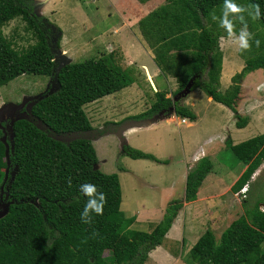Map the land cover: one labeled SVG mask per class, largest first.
Listing matches in <instances>:
<instances>
[{
    "label": "trees",
    "instance_id": "trees-1",
    "mask_svg": "<svg viewBox=\"0 0 264 264\" xmlns=\"http://www.w3.org/2000/svg\"><path fill=\"white\" fill-rule=\"evenodd\" d=\"M137 1L143 4L149 0ZM33 2L0 0V87L25 75L50 77L56 67L48 31L44 30L48 21L35 14ZM223 2L167 0L138 22L152 50L154 65L161 75L174 79L176 89L170 98L166 90L156 91L149 109L130 119L139 122L162 115L196 122L197 115L189 107L172 100L194 78L191 92L201 89L213 102L231 111L237 129L247 126L249 118L238 114L236 106L242 80L255 70H264V0H235L242 6L260 5V19L254 21L244 14L248 30L260 41V46L246 52L239 50L244 67L231 78V86L221 92L219 39L227 34L218 21H212L211 15L220 16ZM15 19H21L25 32L34 37L32 45L17 49L4 35L3 28ZM238 26H241L239 22L237 32ZM55 80L58 89L35 101L30 108L33 119L54 135L91 131L83 106L133 83L130 74L110 54L67 63L55 74ZM224 145L237 159L248 162L230 188L238 193L247 185L241 202L242 215L218 239L209 229L203 232L183 255L184 262L264 264V211L261 210L264 198L253 202L248 193L249 181L264 162V133L238 144L228 137ZM66 151L73 161L71 167L63 161L59 165L47 164L16 155H9L6 161L0 143V202L7 204L5 215L0 217V264H144L148 254L163 243L183 205L196 200L198 189L212 171L209 158H200L186 174L183 197L169 202L170 218L165 217L147 233L129 230L135 218H127L120 211L118 176L92 171L98 159L91 141L74 139ZM122 155L133 160L168 163L128 145L122 146ZM123 170L121 167L120 171ZM84 183L96 185L107 198L103 215L94 216L92 224H84L80 219L87 200L79 191Z\"/></svg>",
    "mask_w": 264,
    "mask_h": 264
},
{
    "label": "rangeland",
    "instance_id": "rangeland-1",
    "mask_svg": "<svg viewBox=\"0 0 264 264\" xmlns=\"http://www.w3.org/2000/svg\"><path fill=\"white\" fill-rule=\"evenodd\" d=\"M165 2L167 0H150L142 5L137 0H34L35 14L48 21L44 24V30L48 31V44L56 67L50 77L25 75L0 87V143L4 147V158L8 161L9 155H16L57 165L63 161L67 167H71L73 161L66 151L68 143L77 138L90 140L98 159V163L91 169L96 173L118 176L121 188L120 211L129 218L134 217L132 213L136 214L141 208L139 206L146 203L144 208L148 209L160 200V189L152 185L161 180V177L165 179L169 174L175 175L176 171L182 170L185 153L201 145L204 150H208L212 163V171L204 179L210 186L207 190L218 196L223 195L221 200H235V204H230L233 206L230 214L232 219H237L242 215V201L238 202L234 194L242 195L243 200L245 193H233L230 188L248 162L243 163L233 156L225 148L224 141L229 137L233 143L238 144L264 133V98L258 94L251 96L252 91L249 89L253 82L263 79L262 76L254 74L253 78H247L244 89L239 94L241 98L237 112L241 116H246L249 102L257 104L252 123L244 129L234 126L236 120L232 113L225 124L229 132L222 128L221 122L224 123L225 117L218 115L216 111L220 104L209 102L208 96L199 88L178 100L197 115L192 127H186L175 117L167 120L162 115L139 123L129 118L148 110L155 100L156 91L166 90L171 93L174 91L173 87H176L167 81V76L154 77L155 83L149 80L147 68L152 71L155 66L152 60L148 62L149 59L143 56L142 52L147 51V47L142 48L146 44L137 29V22L141 18ZM3 33L17 49L26 48L35 42L34 37L25 32V24L21 19L8 23L3 28ZM224 43L223 48H234L235 52L239 50L231 43L227 46ZM109 54L113 55L123 71L130 74L133 83L119 92L83 106L92 126L91 131L57 136L33 119L30 114L32 104L57 90L55 74L63 65ZM233 55L234 61L229 62L232 65L228 67L230 72L234 70L237 73L244 66V59L235 53ZM260 73L264 75V70ZM230 86L231 79L228 88ZM171 96L167 94L168 98ZM162 119L164 120L160 121ZM150 124L152 125L148 126ZM190 141L194 142L193 145H185L186 149L182 147V144ZM205 141L210 142L203 146ZM124 145L152 154L160 160H167L168 163L156 164L149 160L130 159L122 155ZM121 167L123 171H120ZM253 176L255 179L251 178L248 183V193L255 202L264 198V164L259 166ZM6 208L7 204L0 202V217L5 215ZM261 209H264L263 205ZM163 210L159 222L165 217L170 218L172 206L168 203ZM144 215L147 220L152 213L146 211ZM217 219L212 231L216 239L231 224V220L225 221V216L217 215ZM129 230H139V227L130 226Z\"/></svg>",
    "mask_w": 264,
    "mask_h": 264
},
{
    "label": "crops",
    "instance_id": "crops-1",
    "mask_svg": "<svg viewBox=\"0 0 264 264\" xmlns=\"http://www.w3.org/2000/svg\"><path fill=\"white\" fill-rule=\"evenodd\" d=\"M147 2L143 4L140 2L139 3L142 5H145ZM165 3H163L162 5H164ZM154 10H152L151 12H153ZM150 13H148L145 16H148ZM137 29L140 32V35L142 36L146 44L145 47H142V48L147 47V51L143 50L142 52L144 54L143 56H146L149 59L148 62H150V60L153 59L152 50L150 49L148 43L144 39L139 27H137ZM223 37H225L224 40H221V38L219 39V48L222 53V65H221V71H220V77H219V90L221 92H224L228 88L231 77H233L236 74L234 70L230 72L231 70H230V67L228 66L232 64H229V62L234 61V55H233L234 53L239 55V50L235 52L234 48L229 49L228 47L227 49V47L225 48L222 47L224 42H225L224 43L225 46H227V44L230 43L226 40V36H223ZM228 52H230L231 54L229 55ZM231 55H233V58L231 57ZM243 67L244 66H241V69ZM147 69H148L147 73H148L149 80L152 81L153 83H155L153 79L154 77H157V78H159L160 76L164 77L163 75L159 73V70L156 68V66H155V69H152V71H150L149 68ZM261 71L262 69L255 70L254 72L249 73L242 80V84L240 85V89H241L240 93L244 89L245 80L247 78H251V77L253 78L255 76L254 74H256V75L262 76L263 79H260L257 82H253V84L250 85L249 89L251 88L250 90L252 91L250 92V94L253 97H255L258 94L261 96V98H264V75L260 73ZM167 77L169 78L167 79V81L172 83L174 86H176L174 79L171 76H167ZM175 89L176 87H173L172 90H175ZM257 89H259V91H257ZM168 94H171V93L168 92ZM250 94H249V98H250ZM240 98L241 96L239 97L237 105H240ZM207 100L209 102H213L211 98L209 97H207ZM248 105H249L248 111H246L245 113L246 116L249 118V122L247 126H249L250 123H252V120L254 119V115L256 114L257 104H252L251 102H249ZM219 106L220 107L216 108V111H218V115L225 117L224 123L221 122V127L225 128V130L229 132V129L227 126H225V124L228 118L232 116L231 111L221 105ZM238 107L239 106H237L236 109ZM174 117L175 116H171L169 118H164V119L171 120ZM175 118L179 119L180 123L184 124L186 127H192V125L194 126L195 124V122H189L188 120L183 121L178 117H175ZM164 119L160 121H163ZM151 125L152 124L148 126H151ZM209 142L210 141H205L202 145L206 146L207 143ZM193 143H194L193 141H190L189 143L182 144V147L186 149V146L187 147L188 145L191 146L193 145ZM235 143L236 142H234V144ZM211 148L212 146L209 147V149ZM204 156L209 158L208 150H204L201 145L195 148H191L190 151L185 153V159L183 161L182 170L176 171L175 175L169 174V177L165 179L161 177V180H157V182L155 181V183L152 186L155 188L158 187L160 189L159 191L160 200L157 203H154V205L150 206L148 209L144 208L145 206H147L146 203L144 205L139 206L141 208L138 209V212L136 214L132 213L135 218V221L132 226L134 225L138 226L139 227L138 231H144V232L150 233L153 230V228L156 226L155 224L160 223L159 219L161 218V212L162 211L164 212L163 209L166 207V205L173 199H181L183 197L184 187H185V178H186V174L188 170L191 169L195 165V163ZM255 176L252 177V180L255 179ZM204 181L202 182L200 188L198 189L196 200L183 205L182 209L179 211L176 217L177 218L175 220L176 222L175 221L173 222L171 229H169V231L165 235L166 237L164 238L163 243L160 246L153 249L148 254V258L144 264H185V262L182 260L183 255L196 243L197 236L200 237L201 234L205 232L207 229L213 231L214 225L216 224V221L218 220L217 215L222 216V217L225 216L226 217L225 221L231 220L230 221L231 223L234 220H236V219H232L231 214H230L231 210L233 209V206H231L230 204H235V200L230 201V198L226 200H221L220 198L223 197V195L218 196L217 194H213L210 191H208L207 189L210 186H208V182L206 181L204 182ZM234 198L238 202L244 200V199L241 200L243 197L242 195H239V194H234ZM146 211H151L153 215V216L151 215V217H148L147 220L145 219L146 216L144 215ZM143 216H144V219L142 218ZM152 226L154 227L151 230ZM228 226L229 225H227L226 228Z\"/></svg>",
    "mask_w": 264,
    "mask_h": 264
},
{
    "label": "clouds",
    "instance_id": "clouds-1",
    "mask_svg": "<svg viewBox=\"0 0 264 264\" xmlns=\"http://www.w3.org/2000/svg\"><path fill=\"white\" fill-rule=\"evenodd\" d=\"M245 13L253 20L260 19L262 15L259 4L242 6L235 3V0H224L220 16H217L215 13L211 15L212 21H218L219 27L226 32V40L237 46L241 52L250 51L253 46L257 48L260 46V41L254 39L253 33L248 30ZM237 22L241 25L238 32L236 30ZM224 39L225 37H221V40ZM68 184L71 186L70 180ZM244 187H247V185ZM241 190L240 193L243 194ZM79 191L87 198L83 211L80 214L81 222L92 224L94 216L103 215L104 206L107 203L106 195L98 191L96 185L91 183L82 184Z\"/></svg>",
    "mask_w": 264,
    "mask_h": 264
},
{
    "label": "water",
    "instance_id": "water-1",
    "mask_svg": "<svg viewBox=\"0 0 264 264\" xmlns=\"http://www.w3.org/2000/svg\"><path fill=\"white\" fill-rule=\"evenodd\" d=\"M193 81H194V78L191 79L180 92H178L176 95H174L173 101H178V100H181V99L185 98L186 96H188L190 94V92H191V88L193 86ZM57 87H58V85H57ZM134 122L135 123H139V122H142V121H139V122L134 121ZM57 136H63V135H57ZM6 211H7V208H6Z\"/></svg>",
    "mask_w": 264,
    "mask_h": 264
},
{
    "label": "built area",
    "instance_id": "built-area-1",
    "mask_svg": "<svg viewBox=\"0 0 264 264\" xmlns=\"http://www.w3.org/2000/svg\"><path fill=\"white\" fill-rule=\"evenodd\" d=\"M246 190H247V187H243L241 192L244 194L246 192ZM261 210L263 211L264 209H261Z\"/></svg>",
    "mask_w": 264,
    "mask_h": 264
}]
</instances>
